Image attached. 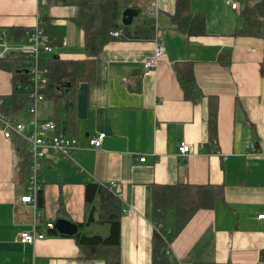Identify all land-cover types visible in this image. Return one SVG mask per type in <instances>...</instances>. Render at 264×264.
<instances>
[{"label": "crops", "instance_id": "obj_1", "mask_svg": "<svg viewBox=\"0 0 264 264\" xmlns=\"http://www.w3.org/2000/svg\"><path fill=\"white\" fill-rule=\"evenodd\" d=\"M54 1L0 0V31L10 45L25 44L42 20L49 23L53 46L43 59L88 58L84 29L75 21L77 6ZM233 1L237 9L227 0H189L191 11L206 20V33L192 36L174 19L178 0H151L165 55L149 75L143 73V61L154 54L155 39L124 38L122 33L105 45L95 78L81 82L75 93L72 137L79 146L73 158L46 150L41 161L40 228L46 236L34 244L19 241L33 222L31 206L20 200L28 176L20 174V141L5 138L0 123V264H106L82 259L74 235H50L46 229L47 223L64 218L83 233L107 235L106 225L87 222L89 182L110 190L113 185L114 193L122 194V264H151L154 185L178 183L217 185L224 191L222 200L196 211L170 241L178 260L264 264V221L258 218L264 212V36L237 33L244 25L243 10L260 0ZM125 27L121 24L123 32ZM222 53H229L230 64L220 62ZM181 62L194 64L204 94L198 101L187 98L181 86L175 67ZM13 93L14 74L0 68L3 110L26 121L29 129L27 109L10 114L4 108ZM210 97L219 103L216 144L209 138ZM60 98H47L42 119L56 121L66 112L67 98ZM100 133L106 136L94 149L90 139ZM182 142L194 149L185 159L179 155ZM130 208L137 213L127 215ZM175 225V207L170 206L165 231L173 233Z\"/></svg>", "mask_w": 264, "mask_h": 264}, {"label": "trees", "instance_id": "obj_2", "mask_svg": "<svg viewBox=\"0 0 264 264\" xmlns=\"http://www.w3.org/2000/svg\"><path fill=\"white\" fill-rule=\"evenodd\" d=\"M57 3H73L78 11L75 21L85 32V50L88 58L79 60H61L56 57L42 59L43 65L49 68L51 83L45 89L46 97L58 101L67 98V110L58 115L57 125L61 132L72 136L75 127V93L81 82L91 81L96 75L98 55L105 45L115 39L111 32L121 28V15L126 7L140 9L139 15L130 26L125 27L124 38L155 39L158 34L155 17L150 16L151 0H55ZM174 19L177 25L192 36L206 33V20L203 14L194 13L189 0H178ZM244 25L238 34H255L264 36V0L254 7L247 6L243 12ZM49 35L48 22L42 21ZM122 34V35H123ZM52 44V42H51ZM222 64H230L229 53H222L219 58ZM176 71L187 98L198 101L204 97L200 90L192 62L176 63ZM0 68L14 74V93L4 107L10 114H19L28 109L32 88V77L27 72L26 57L22 54H9L0 60ZM264 75V63L261 65ZM209 138L212 143L218 140V99H209ZM3 110V108H2ZM4 111V110H3ZM20 174L25 177L30 170V150L25 141L19 138ZM28 180V176H27ZM154 215L156 230L152 238L151 264H180L172 253H167L170 241L186 225L194 213L202 208L214 207L218 200L224 198L222 186L195 185L178 183L176 185H154ZM86 201L92 206L88 223L99 222L108 227L107 235L86 234L78 231L76 238L84 260L101 259L106 264H122V204L113 189L89 182L86 184ZM99 199V206L96 202ZM44 199L40 193L39 206L43 207ZM175 207V231H165L168 208ZM83 226V223H79ZM172 230V228L170 229ZM47 233L65 236L56 228L47 229ZM170 234V235H169ZM171 254V255H170ZM199 264H231V262H201Z\"/></svg>", "mask_w": 264, "mask_h": 264}, {"label": "built area", "instance_id": "obj_3", "mask_svg": "<svg viewBox=\"0 0 264 264\" xmlns=\"http://www.w3.org/2000/svg\"><path fill=\"white\" fill-rule=\"evenodd\" d=\"M234 9L239 7V3L233 0H227ZM150 16L156 18V10L151 9ZM123 33V28L112 31L114 37H119ZM156 50L153 55L147 57L143 61V73L149 75L155 71L159 62L165 55L164 42L160 37H155ZM53 46L50 37L46 32L42 20L33 27L29 33V42L25 44L10 45L6 39V34L0 31V60L9 54H22L26 57L27 72L31 75L33 86L31 88L30 100L28 103L27 114L29 117L28 129L27 122L24 120L16 121L12 119L6 112L2 110L3 100L0 99V123L3 125V133L5 138L13 139L15 136L25 141L30 150V170L27 180V190L21 196V202L30 205L33 211L32 226L28 230H24L19 235V241L24 244H34L37 239L45 238L43 229L40 228L41 210L39 199L41 193V161L46 156V150L57 151L68 158H73V152L78 148L77 138L68 136L58 130L55 120L42 119L40 110L43 103L47 100L45 89L50 85V70L42 63L43 53H52ZM106 136V133H100L98 136L90 139V145L94 149H98ZM250 147L254 148V143H250ZM179 155L186 158L194 149L192 145L182 142L179 146ZM145 157H141V161H145ZM113 186V185H112ZM111 188L113 189V187ZM119 199L122 194L118 193ZM127 215L133 216L137 211L133 208L125 211ZM260 220L264 221V212L258 215ZM55 228L54 223H47L46 229ZM167 253H172L171 246ZM180 264H193L179 260Z\"/></svg>", "mask_w": 264, "mask_h": 264}, {"label": "water", "instance_id": "obj_4", "mask_svg": "<svg viewBox=\"0 0 264 264\" xmlns=\"http://www.w3.org/2000/svg\"><path fill=\"white\" fill-rule=\"evenodd\" d=\"M140 12V9L132 8V7H126L121 15L120 22L124 26H130L133 24L134 19L138 17ZM55 228L61 232L68 235H75L78 231V225L75 223H72L71 221L60 218L57 219L55 222Z\"/></svg>", "mask_w": 264, "mask_h": 264}, {"label": "bare ground", "instance_id": "obj_5", "mask_svg": "<svg viewBox=\"0 0 264 264\" xmlns=\"http://www.w3.org/2000/svg\"><path fill=\"white\" fill-rule=\"evenodd\" d=\"M4 102V101H3ZM171 255V254H170Z\"/></svg>", "mask_w": 264, "mask_h": 264}]
</instances>
